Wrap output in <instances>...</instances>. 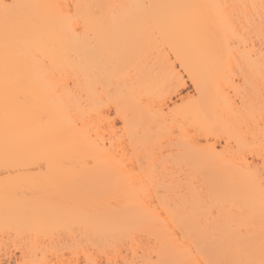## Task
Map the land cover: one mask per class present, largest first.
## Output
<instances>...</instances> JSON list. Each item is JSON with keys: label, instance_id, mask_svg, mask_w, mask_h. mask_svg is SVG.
I'll use <instances>...</instances> for the list:
<instances>
[{"label": "bare ground", "instance_id": "6f19581e", "mask_svg": "<svg viewBox=\"0 0 264 264\" xmlns=\"http://www.w3.org/2000/svg\"><path fill=\"white\" fill-rule=\"evenodd\" d=\"M4 172L0 230L158 240H129L127 264H264V0H0ZM58 186L74 213L37 199Z\"/></svg>", "mask_w": 264, "mask_h": 264}, {"label": "rangeland", "instance_id": "374dc122", "mask_svg": "<svg viewBox=\"0 0 264 264\" xmlns=\"http://www.w3.org/2000/svg\"><path fill=\"white\" fill-rule=\"evenodd\" d=\"M194 93L195 92L193 90V86L190 84V82H188L187 86L185 88H182L179 92H177L175 95H173V101H176L177 103H180L181 102V100H180L181 97H183L184 99H187L188 95H194ZM110 114H111L112 117H115L114 113L112 111L110 112ZM115 124L117 125V127L121 125L120 121L117 118H116ZM221 143L224 144V141H221ZM126 160H129V159H126ZM250 160L253 163H255V164L259 163V159L258 158H250ZM127 163L131 164V162H127ZM41 166L42 165H40L39 167H40V169H43V170L38 169V166L34 165V167H32V169L30 168V172L32 174L33 173L37 174L38 172H42V171L45 172L46 170H44V168L46 169V166L45 165L42 166V167ZM135 166H134L135 169L139 168L138 167L139 166L138 162H135ZM19 172H21V171H19ZM11 173H13V171H11ZM16 173H17V171H15L13 174H16ZM5 174L7 175L8 172H6V173L4 172L3 174L0 173V175H1L0 176V180H3L2 178L5 177ZM8 176H9V174H8ZM58 187H56L55 189L51 188L53 191L51 189H49V190H51L50 193L47 191V193L44 194V195L41 193L43 190L40 191L38 188H37L38 192L40 191V193L37 192V189L36 190L35 189L31 190L29 188L26 189L25 187H23L24 189L21 188L20 189L21 191L19 190V192L17 194L19 195L23 191V192H25L24 193L25 195L28 194V195H30V197H32V198L34 197V200H35V196L37 198V195L41 194V195H43V197L44 196L45 197L43 198L40 195L42 197V199H41L40 196H38L39 198H37V199L38 200H44L47 203H48V200H49L51 208H63L64 207L66 209V211L70 210L68 212L69 214L74 213L75 209L74 210H72V209L75 208V206H76L74 203L76 201H78V200H76L78 198V195H79L77 193L78 191L75 192L74 189L70 190L69 186H67V187L66 186H58ZM57 188L59 189V191L56 190ZM46 190H44V192H46ZM26 191H28V192L26 193ZM72 191H74V192H72ZM31 192H32V194H31ZM35 192H37V195H35L36 194ZM56 192L58 194H56ZM22 193H21V196L20 195L18 196L17 194L16 195L18 197H24V198L29 199L28 197L22 196L23 195ZM33 194L35 196H31ZM72 194H73L74 197H72ZM74 194H78V195L76 196ZM109 195H110L111 199L108 197ZM109 195L104 197L102 200H103V203L105 202L104 200H106V199L108 200V202L110 200V202H109L110 204L109 205L112 206V207L113 206L117 207L124 201L123 198L122 199L120 198L121 200L118 198V200H120V201H119V204L116 206L114 201H116V202L118 201V200H116V197H118V196L115 195L116 197H114V195H111V194H109ZM32 198H30V199H32ZM114 198H115V200H114ZM27 199H24V200H27ZM74 199L76 201H74ZM34 200H31V201H34ZM38 200H35V201H38ZM154 201H155V203L158 202V201L155 200V198H153V202ZM72 202H74V203H72ZM55 203L56 204L60 203V204L56 205ZM64 204H66V206ZM156 204H158V203H156ZM107 205H108V203H107ZM73 225H71V226L66 225L65 227H61L59 230L56 229L57 231L55 229H53L54 231L51 232V233H48V235H47V233L45 231L43 233V231L36 232V231L26 230V229H25L26 231H24L23 229H22L23 231L21 229H20L21 230L20 231L18 229H13V228H7V229L4 230L2 228L3 230L2 229L0 230V240L3 243L2 244L0 242V264H90L87 261V259L85 258L86 257L85 254H87V253H89V255H92V256H89V257L95 258L94 261L96 260L95 262H97L98 264H113V263H110L108 261V259L111 257L109 255L110 251H111L110 254L112 255V257H114L113 255H116V257H117V262L115 263V261H114V264H127L128 262L125 263L124 260L122 259V256H127V261L129 259V262H130L132 254L130 253L131 250L129 251V249H130L129 245H131V241L129 242V240L134 239V238L137 239V244L136 243L135 244L139 248H141L140 246L142 245V249H147V248L149 249V246L147 247V245H151L150 247H152V248L154 247V249H155V246L158 247V243H159V242H157L158 240L157 241L154 240L155 237L154 236L152 237V235L148 236L147 233H142L141 232V234H140V232H136V233H133V234L136 235L138 233L137 234L138 236L136 235V237H135V235L131 234V235H133V237L130 236L131 239H129L128 241H126V240L123 241L125 238L124 239H117L118 241L121 240V242H125V243H121V244L119 243L120 241L118 242L117 240H109L108 242H107V240H103L102 243L105 242L106 244L103 243L105 245V247L102 248L104 245L102 246L101 243L98 244L97 241H93L90 238V236H88V233L86 234L85 230H83L81 228H77V227H75V225L73 227ZM69 228L71 230H69ZM158 228H160V227L158 226ZM148 234H150V233H148ZM53 237H54V239H53ZM139 241H140V245L138 244ZM94 242H96L97 246L101 247L100 249H102V250H100L99 247H96L95 246L96 244L93 246ZM98 242H101V240L100 241L98 240ZM135 242H136V240H135ZM108 243H109V245H108ZM36 244H38V245H36ZM118 244H119V251H118V246H117ZM75 245L78 246L77 249H76ZM145 245H146L147 248L145 247ZM37 248H39V249H37ZM139 248H138V250H139ZM152 248L150 249L151 251L154 250ZM115 249H117V251ZM84 250L86 252H84ZM138 253L140 254V250L138 251ZM43 254H45V255H43ZM33 255H34V257H33ZM43 256L46 257L47 259L44 258ZM150 256L153 258L151 260H155L156 261V259H157L156 252L150 253ZM132 261H133V259H132ZM43 262H45V263H43ZM137 262L139 264V262L141 263L142 261L137 259Z\"/></svg>", "mask_w": 264, "mask_h": 264}]
</instances>
